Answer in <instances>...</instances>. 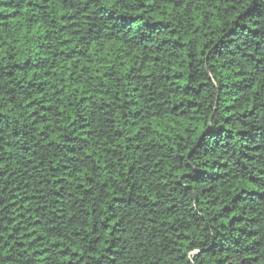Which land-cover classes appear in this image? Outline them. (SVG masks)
Masks as SVG:
<instances>
[{"label":"trees","instance_id":"16d2710c","mask_svg":"<svg viewBox=\"0 0 264 264\" xmlns=\"http://www.w3.org/2000/svg\"><path fill=\"white\" fill-rule=\"evenodd\" d=\"M0 264H264V0H0Z\"/></svg>","mask_w":264,"mask_h":264}]
</instances>
